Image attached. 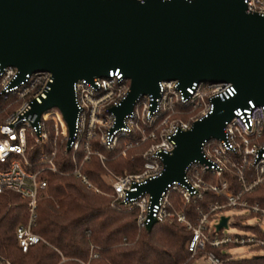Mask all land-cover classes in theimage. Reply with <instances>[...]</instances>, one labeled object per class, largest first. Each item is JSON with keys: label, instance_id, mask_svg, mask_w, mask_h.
I'll return each mask as SVG.
<instances>
[{"label": "built area", "instance_id": "2783aa9c", "mask_svg": "<svg viewBox=\"0 0 264 264\" xmlns=\"http://www.w3.org/2000/svg\"><path fill=\"white\" fill-rule=\"evenodd\" d=\"M245 2L248 12L264 15V0ZM53 80L50 70L27 72L21 77L17 66H3L0 62V194L11 190L26 201L27 220L16 227L18 243L24 251L40 241L50 243L35 230L39 201L48 195L50 172L74 174L96 192L109 195L114 208L136 210L140 229L147 228L153 218L180 222L191 229L190 255L178 264H189L200 255L207 256L211 264H223L214 248L230 243L264 247V201L250 197L264 183V103L249 99L245 106H238L224 127V137L202 143L204 160L189 163L184 180L169 183L154 202L150 192L137 191L163 172L164 155L177 146L174 136L192 128L194 121L206 115L213 107L214 97L234 96L235 84L194 81L183 88L178 79L161 80L159 94H141L133 110L117 126L113 107L121 105L127 97L130 79L120 69H111L106 76L83 77L74 83L78 113L71 135L60 108L52 107L40 116L33 111L34 104L42 103L47 97ZM187 112L190 114L184 116ZM50 120L55 121L53 131L48 127ZM123 137L126 140L117 150ZM139 145L145 146L139 170L118 173L108 166L106 150L126 156L129 148ZM63 149L72 153L73 168L69 171L57 162L58 153ZM94 155L107 169L111 191H103L84 170L85 163ZM172 191L179 193L185 206L203 199L207 191L223 200L209 202L206 209L200 210L198 219L193 220L186 208H179L175 203ZM229 208L240 210V215L259 216L260 221L251 224L258 226L259 231L224 232L236 224L225 213ZM224 214L229 215L228 226L218 228L217 223ZM93 256L98 253L92 250ZM0 264L13 263L0 252Z\"/></svg>", "mask_w": 264, "mask_h": 264}, {"label": "water", "instance_id": "95a60500", "mask_svg": "<svg viewBox=\"0 0 264 264\" xmlns=\"http://www.w3.org/2000/svg\"><path fill=\"white\" fill-rule=\"evenodd\" d=\"M0 62L20 76L50 70L54 80L39 116L52 107L64 113L72 135L78 106L74 83L120 69L130 79L117 126L144 93L159 94V81H231L237 93L213 98L212 109L179 131L164 155L163 172L140 186L157 202L168 184L184 180L186 167L204 160L202 143L224 137V127L249 99L264 103V15L245 0H0ZM222 215L218 228L228 226ZM157 222L147 224L151 230Z\"/></svg>", "mask_w": 264, "mask_h": 264}, {"label": "trees", "instance_id": "16d2710c", "mask_svg": "<svg viewBox=\"0 0 264 264\" xmlns=\"http://www.w3.org/2000/svg\"><path fill=\"white\" fill-rule=\"evenodd\" d=\"M125 140V137L120 140L117 150ZM144 148L143 145L131 147L126 156H116L117 151L106 150L107 164L120 172L125 169L139 170L137 163L143 161ZM71 154V151L64 149L59 151L57 162L62 169L69 171L73 168ZM84 170L102 189H111L98 156H92L85 163ZM250 197L264 201V183ZM172 198L179 208H186L193 220L198 219L200 210L206 209L209 202L223 200L212 191H207L203 199L186 206L182 204L177 191H172ZM38 215L35 230L52 245L40 241L24 251L18 243L16 227L27 220L26 201L11 190L0 194V252L13 264H81L78 259H90V264H178L186 261L190 255L189 242L193 232L184 224L159 220L151 230L140 229L136 210L120 211L114 208L109 195L96 192L74 174L49 173L48 195L40 199ZM240 226L259 231L256 225ZM233 245L230 243L214 248L223 259V264H264V253L233 257L224 251ZM251 248L260 249L262 246ZM92 250L98 256L90 258Z\"/></svg>", "mask_w": 264, "mask_h": 264}, {"label": "rangeland", "instance_id": "374dc122", "mask_svg": "<svg viewBox=\"0 0 264 264\" xmlns=\"http://www.w3.org/2000/svg\"><path fill=\"white\" fill-rule=\"evenodd\" d=\"M190 114V112H187L186 114H184V116H188ZM67 122V121H66ZM67 125H68V122H67ZM48 127L51 128V131H53V129L55 128V121L54 120H50L48 122ZM53 133V132H52ZM54 135V134H53ZM62 136L60 135L59 136V141L62 142ZM120 154H118V151H117V155L118 156ZM142 165V161L141 162H138L137 163V166L140 168ZM104 166V165H103ZM110 167V166H109ZM105 168V166H104ZM111 168V167H110ZM112 170H114L113 168H111ZM106 170V173L104 175L105 179L107 180V182L109 183V177H108V174H107V169L105 168ZM115 172H118V173H123V172H132L128 169H125L124 171L120 172V171H116L114 170ZM94 182V181H93ZM95 183V182H94ZM96 184V183H95ZM110 184V183H109ZM98 185V184H97ZM102 189V188H101ZM103 191L105 192H108V191H111V189L109 190H104L102 189ZM100 193H103V192H100ZM106 194V193H104ZM225 213L226 214H229L231 215V222L235 221L236 223L238 224H231L229 229L225 228L224 229V232H230V233H239V232H243L245 231L246 229L243 228L242 226H240L241 224L243 225H248V224H254L258 221H260V217L257 216V215H244V216H241L240 213L241 211L240 210H237L235 208H229L227 210H225ZM237 214V215H235ZM239 214V215H238ZM46 238V237H45ZM47 239V238H46ZM48 240V239H47ZM50 242V241H49ZM49 245H52L51 243H47ZM60 251V250H59ZM227 251L233 256V257H244V256H252L254 254H259V253H264V247L260 248V249H254V248H251L249 245H245V244H236V245H233L231 246L230 248L227 249ZM60 253L63 255V253L60 251ZM91 258V256H90ZM80 261L81 264H84L83 262H86V263H89L90 264V259L88 260H81V259H78ZM190 264H211L210 260L207 258V256L205 255H200L198 256L197 258H195L193 260L192 263Z\"/></svg>", "mask_w": 264, "mask_h": 264}]
</instances>
